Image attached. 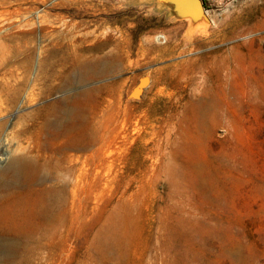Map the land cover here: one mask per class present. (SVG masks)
<instances>
[{
	"label": "rangeland",
	"instance_id": "1",
	"mask_svg": "<svg viewBox=\"0 0 264 264\" xmlns=\"http://www.w3.org/2000/svg\"><path fill=\"white\" fill-rule=\"evenodd\" d=\"M78 1L0 0V20L13 22L5 49L39 96L0 117L5 128L18 113L84 96L55 88L68 57L62 20L93 28L104 8L115 23L97 32L122 31L117 52L86 59L102 68L79 131L94 128L100 156L85 155L79 189L71 176L62 192L54 181L32 186L53 188L38 204L50 219L19 264H264V0ZM142 82V95L118 96ZM63 116H51L48 148L60 146ZM43 138L36 160L49 178Z\"/></svg>",
	"mask_w": 264,
	"mask_h": 264
},
{
	"label": "bare ground",
	"instance_id": "2",
	"mask_svg": "<svg viewBox=\"0 0 264 264\" xmlns=\"http://www.w3.org/2000/svg\"><path fill=\"white\" fill-rule=\"evenodd\" d=\"M103 5L104 1H100V6ZM94 11L103 14L105 19L95 20L98 23L93 28H89L82 21H61L66 31L65 44L68 48V57L64 72L59 75L60 78L55 88L58 91L65 90L69 86H76L79 89L83 88L84 96L77 98L75 94V97L68 96L59 103L55 100V103H47L18 113L10 126L6 128L5 122H0V264H19L24 254L31 250L30 242L37 230V224H45L50 219L48 215L39 212L38 204L45 193L53 192V188L48 187L43 191L33 192L32 186L54 181L57 184V192H62L67 187L66 179L71 176L73 186L79 189L84 174L85 155H89L93 162L100 156V140L94 128L88 134L79 131L85 106L92 103L96 92V88L90 86L91 80L98 77L99 68L102 65L97 60L89 63L86 59L102 53L103 49L108 53L117 52L118 39L122 31L106 26V29L97 32L103 23L111 24L115 21L104 8ZM78 13L80 12L77 10L73 11V15H78ZM12 23L8 19L0 20V117L5 116L18 103L20 106L32 105L39 98V96H34L33 85H28L23 75L15 70V63L18 61L17 53L5 49L3 32ZM114 31H118L119 35L115 36ZM135 35V32H131L132 42H134ZM160 39H163L161 35L156 36L157 41ZM121 41L124 46L131 45L129 38H122ZM114 61V56H112L105 59L104 63L108 65ZM6 64H8L7 67ZM145 82L139 86L120 87L118 96L136 98L142 95ZM72 106L74 107L71 109ZM60 111L63 112L64 123L59 126L60 129L56 130V137L60 136L62 141L58 148H48L46 141L49 135H54L52 132L56 127L53 126L55 121L51 119V116L55 119ZM42 136L45 137L42 142H45L48 150L44 154L45 158L54 159L52 161L54 170L51 171L49 178L42 177L44 166L36 160L41 155L38 147ZM18 190L26 192L18 195Z\"/></svg>",
	"mask_w": 264,
	"mask_h": 264
}]
</instances>
